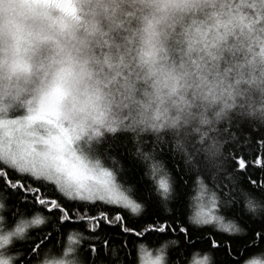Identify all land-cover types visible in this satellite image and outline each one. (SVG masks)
Instances as JSON below:
<instances>
[{"label": "clouds", "instance_id": "obj_1", "mask_svg": "<svg viewBox=\"0 0 264 264\" xmlns=\"http://www.w3.org/2000/svg\"><path fill=\"white\" fill-rule=\"evenodd\" d=\"M72 5L76 19L52 0L0 2V120L21 126L17 132V123L8 125L14 140L34 141L35 151L43 153L48 146L42 140L67 129L66 147L74 157L89 166L110 164L120 179L123 162L101 154L110 142L122 141L138 162L149 154L171 176L161 158L165 149L194 171L197 160L218 163L226 157L234 124L264 129V0H72ZM57 89L63 98L49 108ZM38 113L42 118L25 128V118ZM210 171L225 183L223 170ZM228 199L227 207L239 203L245 215L264 220L261 196L245 192ZM4 211L0 201V238L7 237V243L0 239V261L16 264L5 246L18 235L5 226ZM219 214L234 226L229 235H247L239 220ZM187 221L195 229L221 231L189 216ZM171 239L157 246L160 264H173L170 252L180 242ZM208 257L215 264L211 252ZM61 262L84 264L78 249L65 256L63 246L36 264ZM180 264H188L187 258ZM240 264H264V247Z\"/></svg>", "mask_w": 264, "mask_h": 264}, {"label": "snow or ice", "instance_id": "obj_2", "mask_svg": "<svg viewBox=\"0 0 264 264\" xmlns=\"http://www.w3.org/2000/svg\"><path fill=\"white\" fill-rule=\"evenodd\" d=\"M52 3L65 15L77 18L72 0H52ZM62 98L63 93L57 89L50 97L48 107L52 108ZM40 118L42 117L39 113L26 117L24 127ZM11 123L17 122L0 120V129H5L0 133V201L8 200L12 208H16L14 217L23 215L24 212L36 213V218L31 221L32 225H41L43 221L50 220L49 230L43 238L38 243L33 241V251L37 255L44 253L47 248L46 241L50 238L70 228L85 226L90 230L89 235H68L69 246L64 248L65 256L78 249L84 264L89 256L92 257V264H137L136 252L128 249L129 243L138 248L139 264H160L161 249H156L157 255L154 257L143 243H137L138 238L144 241L152 238L166 240L175 235L176 239L169 240V243L183 241L185 247L182 254L177 249L178 256H187L192 249L200 248L203 259L190 260L188 264H209L208 252L211 250H215L218 257L221 254L230 257L233 251L239 252L240 245L248 251H253L250 244L264 247V222H261L258 231L253 229L254 235L250 233L243 239L229 242L227 237H216L214 233L206 237L188 222L186 224L183 220L178 221L175 215L164 214L170 202H183L186 195L183 185L191 183L196 192L194 199L198 202V210L194 215H189V219L196 224H216L222 232L233 231L234 226L224 223L219 213L228 210L229 197L239 198L235 191L237 177H251L257 169L264 172V129H261L260 139L257 141L261 149L259 155L249 157L233 151L218 163L206 159L197 160L194 171L189 169L187 163L181 164L175 170L167 166L171 176L149 154H143L141 158L144 161V171L138 181L143 184V188H124L118 191L121 186L115 183L117 177L114 171H107L100 166H89L69 152L66 145L70 146L71 135L67 129L59 128L56 135L50 134L47 139H43L42 142L48 149L38 153L33 148L34 141L13 139L12 129L8 127ZM20 127L17 123V132ZM4 136L9 138L7 142L4 141ZM227 139L235 144L240 142V138L231 131ZM14 143L16 148H13ZM101 154H104L102 149ZM213 163H216V168L212 167ZM210 169L223 170L225 176L222 179L225 183L221 184L216 180ZM120 179L123 180L124 175ZM250 183L256 186L259 195L264 198V182L257 183L255 179H250ZM224 187H227V192L223 191ZM112 205L115 207H109ZM149 206L158 210L150 214L145 210ZM161 208L163 212L159 211ZM119 209L124 211H118ZM7 210L10 209L6 207ZM134 217L136 226H130ZM21 223L22 226L16 227L13 234L19 235L29 226ZM106 225L110 227H105ZM113 231L124 237L121 245L122 256H117L116 249L109 248L110 233ZM194 237H199L202 243L196 244ZM0 239L7 243V237ZM81 241L86 242L87 251L81 247ZM226 242L229 244L227 249ZM124 249L128 251L125 252ZM108 252H111V256ZM241 259L242 255L227 260V264H240ZM0 264L4 262L0 261ZM25 264H30V261H25ZM176 264H180L179 258ZM215 264H225V261L218 258Z\"/></svg>", "mask_w": 264, "mask_h": 264}, {"label": "trees", "instance_id": "obj_3", "mask_svg": "<svg viewBox=\"0 0 264 264\" xmlns=\"http://www.w3.org/2000/svg\"><path fill=\"white\" fill-rule=\"evenodd\" d=\"M230 131L240 138L239 144L231 143L225 145L224 151L226 156H229L230 153L233 151L237 152L238 154L242 153L244 155H248L249 157L253 155L260 154V147L257 144V141L260 139V129H257L254 126H250L248 124H234ZM103 151H106L109 155H114L118 157L120 161L123 162L125 171H124V179H116L115 183L120 185L121 187L118 191H122L124 188H131L135 190L136 188H143L142 183H138L140 181L141 176L143 175L144 171V161L138 162L137 160L131 158L127 152V148L122 141H115L110 142L109 144L104 145ZM162 159H164L167 163V166H170L173 170L179 168L181 166L180 160L173 155V153L167 149H165L162 153ZM107 171H113L112 166L109 164L107 166H101ZM250 179H255L257 183L264 182V172H261L259 169L255 170L251 177L243 176L237 177V183L235 186V191L238 196L244 194L245 192L252 193L254 195H259V190L256 188L255 185L250 183ZM183 191L186 192L184 196V200L182 203L180 202H170L168 208L171 209L170 212H166V215H175L177 220H183L187 224V217L189 215H194L197 209V201L194 199L196 192L193 190V186L191 183H187L183 185ZM217 191H220V188H217ZM223 191L227 192V187L223 188ZM127 194V193H125ZM3 202L6 203V207L10 210L4 211L3 216L5 218V226L8 229H12L15 231L16 227L22 226L21 222L27 223L29 226L25 228V231L19 234L16 238L13 239L11 244L6 245V253L8 254L9 259H13L16 261V264H25V261H30V264H36V262L40 259L42 255L48 252H56L59 253L61 247L63 248L68 247V235L76 236L78 233H82L84 236L89 235V228L87 226L83 228H75V229H68L64 233L57 234V236L50 238L47 243V248L44 250V253L37 255L35 251H33L34 244L33 241L39 242L45 232L49 230L50 220H45L44 223L41 225H32L31 221L36 218V213L34 212H24L23 215H16L13 216V212H16V208H12L11 203L8 200H4ZM109 207H115L114 205ZM150 214L156 212V209L153 206H149L145 209ZM205 210H207L205 208ZM118 211L123 212V209H119ZM159 211L163 212V209H159ZM43 215V214H41ZM224 215L227 217H234L239 220L240 224L243 225L247 229V235L252 234L254 235L253 229L259 230V225L264 220L260 219H252L248 215H245L242 211V206L239 203L233 204L228 207V210L224 212ZM227 223V220L223 221ZM71 223V221H69ZM130 226H136V218L134 217L130 222ZM110 227V226H105ZM44 230V231H42ZM197 232L204 233L206 237L212 236L214 233L216 237H227L228 241L230 242L233 239H243V237H235L228 234V232L222 231H214L209 227H203L200 229H196ZM168 238L176 239L175 235L169 236ZM164 239H156L152 238L148 241L137 239V243H143L146 250L153 254L156 251L157 246L163 241ZM179 247L174 248L170 252V258L173 261V264H176L177 259L187 258V261L190 260H197L203 259V255L200 254V248L192 249L187 256L177 255V249L182 254L185 251L184 242L179 241ZM194 242L196 244L202 243L199 237H194ZM95 243V242H93ZM124 243V237L117 231H113L110 233V244L109 248L116 249L117 256H122L121 252V245ZM229 244L225 243V248L227 249ZM81 247L87 251V244L84 241H81ZM249 247L253 249V251H248L245 249L243 245L239 246V252L233 251L230 257H226L224 254L217 255L215 250H211L215 261L219 258L225 261L227 264V260L239 258L241 255L244 257L249 256L250 254L256 252L259 249L258 245L250 244ZM128 249H132L136 252V259L137 264H139V251L138 248H135L132 243L128 244ZM128 249H124V251H128ZM108 255L111 256V252H108ZM115 259V257H113ZM86 264H92V257L89 256L86 260Z\"/></svg>", "mask_w": 264, "mask_h": 264}]
</instances>
